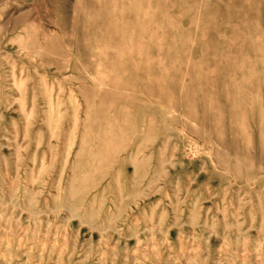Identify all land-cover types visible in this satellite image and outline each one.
Returning <instances> with one entry per match:
<instances>
[{"label": "rangeland", "instance_id": "1", "mask_svg": "<svg viewBox=\"0 0 264 264\" xmlns=\"http://www.w3.org/2000/svg\"><path fill=\"white\" fill-rule=\"evenodd\" d=\"M0 264H264V0H0Z\"/></svg>", "mask_w": 264, "mask_h": 264}]
</instances>
